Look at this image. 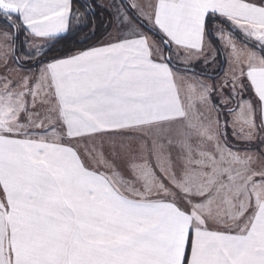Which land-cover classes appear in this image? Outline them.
Returning a JSON list of instances; mask_svg holds the SVG:
<instances>
[{
    "label": "snow or ice",
    "instance_id": "obj_1",
    "mask_svg": "<svg viewBox=\"0 0 264 264\" xmlns=\"http://www.w3.org/2000/svg\"><path fill=\"white\" fill-rule=\"evenodd\" d=\"M0 264H264V0H0Z\"/></svg>",
    "mask_w": 264,
    "mask_h": 264
},
{
    "label": "trees",
    "instance_id": "obj_2",
    "mask_svg": "<svg viewBox=\"0 0 264 264\" xmlns=\"http://www.w3.org/2000/svg\"><path fill=\"white\" fill-rule=\"evenodd\" d=\"M84 34V32L79 34H69L67 39L60 40V42L56 45V49H53V53H57V50H60V54H62L63 52H67L78 47H83L84 45L79 44L78 41Z\"/></svg>",
    "mask_w": 264,
    "mask_h": 264
},
{
    "label": "crops",
    "instance_id": "obj_3",
    "mask_svg": "<svg viewBox=\"0 0 264 264\" xmlns=\"http://www.w3.org/2000/svg\"><path fill=\"white\" fill-rule=\"evenodd\" d=\"M226 67V66H225ZM213 71V68H209V72H212Z\"/></svg>",
    "mask_w": 264,
    "mask_h": 264
},
{
    "label": "rangeland",
    "instance_id": "obj_4",
    "mask_svg": "<svg viewBox=\"0 0 264 264\" xmlns=\"http://www.w3.org/2000/svg\"><path fill=\"white\" fill-rule=\"evenodd\" d=\"M75 31V30H74Z\"/></svg>",
    "mask_w": 264,
    "mask_h": 264
}]
</instances>
